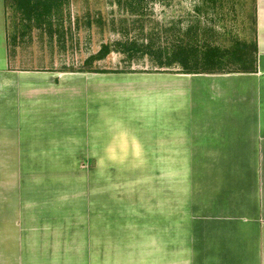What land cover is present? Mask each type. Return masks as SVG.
<instances>
[{"label":"crops","instance_id":"0c3cea01","mask_svg":"<svg viewBox=\"0 0 264 264\" xmlns=\"http://www.w3.org/2000/svg\"><path fill=\"white\" fill-rule=\"evenodd\" d=\"M253 17L254 73L19 68L0 26V264H77L78 238L91 258L94 201L81 221L78 200L47 202L46 176L73 172L47 162L117 159L153 162L152 264H264V0Z\"/></svg>","mask_w":264,"mask_h":264},{"label":"rangeland","instance_id":"374dc122","mask_svg":"<svg viewBox=\"0 0 264 264\" xmlns=\"http://www.w3.org/2000/svg\"><path fill=\"white\" fill-rule=\"evenodd\" d=\"M253 16L254 0H0V26L16 67L106 72L88 73L93 76L252 69ZM102 81L117 89L125 79ZM122 100L104 96L102 101L113 114L126 110ZM165 164L159 162V168ZM59 168L73 172L46 176L47 202L78 200L81 206L74 210L81 221L94 201L95 252L87 257L86 240L72 241L77 264H152L153 162H47L48 174ZM57 259L48 257V264Z\"/></svg>","mask_w":264,"mask_h":264},{"label":"trees","instance_id":"16d2710c","mask_svg":"<svg viewBox=\"0 0 264 264\" xmlns=\"http://www.w3.org/2000/svg\"><path fill=\"white\" fill-rule=\"evenodd\" d=\"M253 53H254V58H253V68L252 69H244L242 71H232V72H228V73H254L256 71V53H257V49H256V44H254L253 47ZM87 73H95V74H106V72H100V71H86ZM82 73V72H80ZM188 73V72H185Z\"/></svg>","mask_w":264,"mask_h":264}]
</instances>
